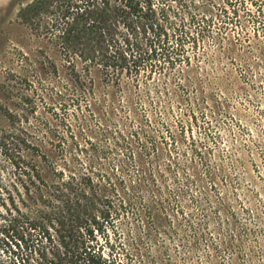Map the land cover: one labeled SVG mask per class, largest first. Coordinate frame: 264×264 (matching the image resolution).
<instances>
[{
    "label": "rangeland",
    "instance_id": "obj_1",
    "mask_svg": "<svg viewBox=\"0 0 264 264\" xmlns=\"http://www.w3.org/2000/svg\"><path fill=\"white\" fill-rule=\"evenodd\" d=\"M36 1L0 0V179H18L17 163L35 167L52 185L26 195L38 219L45 203L37 199L61 206L58 179L91 181L122 202L108 236L98 235L107 264H264V36L254 35L256 24H247L249 40L234 26L206 30L196 46L187 43L198 57L191 65L132 78L64 49L43 15L25 11ZM154 3L194 35L205 17L219 24L221 9L233 8L228 0ZM11 219L0 201V264H51L50 247Z\"/></svg>",
    "mask_w": 264,
    "mask_h": 264
},
{
    "label": "trees",
    "instance_id": "obj_2",
    "mask_svg": "<svg viewBox=\"0 0 264 264\" xmlns=\"http://www.w3.org/2000/svg\"><path fill=\"white\" fill-rule=\"evenodd\" d=\"M154 1L37 0L25 11L43 15L40 23L50 25L46 31L58 32L64 49H71L81 60L100 64L107 74L126 73L132 78H153L165 69L191 65L192 59L198 57H191L187 43L191 40L190 47L196 46L206 30L213 33L217 27L224 32L234 26L239 28L238 37L249 40L247 24L253 22L254 35L264 36V0H228L233 8L221 9L220 23L205 17L208 23L197 35L188 32L184 24H173L169 9L162 7L158 11ZM44 15L51 21L46 22ZM120 24L126 30L120 31ZM1 140L8 150V137L4 135ZM15 166L20 178L9 183L0 179V201L11 213L14 226L33 244L37 241L50 247L49 251L43 249V255H52L51 264H107L98 235L108 236V224H114L113 212L123 203L118 206L112 197L93 189L91 181L83 185L75 179H58L54 199L62 204L53 211L45 199H37L45 203L38 219L32 215L26 195H30L31 187L41 191L52 185L39 172L32 171L35 167H21L20 163ZM65 191L68 194H63Z\"/></svg>",
    "mask_w": 264,
    "mask_h": 264
}]
</instances>
